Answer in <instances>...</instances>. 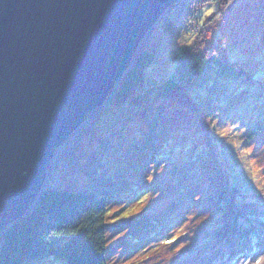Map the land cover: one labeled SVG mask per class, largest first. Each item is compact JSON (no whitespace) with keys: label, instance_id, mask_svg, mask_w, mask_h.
Masks as SVG:
<instances>
[{"label":"rangeland","instance_id":"obj_1","mask_svg":"<svg viewBox=\"0 0 264 264\" xmlns=\"http://www.w3.org/2000/svg\"><path fill=\"white\" fill-rule=\"evenodd\" d=\"M225 1L228 3L225 7L218 2L198 7L191 24L181 18L176 6L171 10L168 8L137 50L141 57L147 53L148 58L140 71L142 90L132 95L127 93L128 96L117 104L106 102L96 108L97 112L88 115L85 124L73 133V144L66 139L48 166L47 180L58 184V179L64 175H77L74 171L82 165L74 169L73 164L78 159H85L84 151H91L93 147L98 149L101 139L112 137V147L108 148L110 153L103 156V162L116 174L121 173L118 178L122 182L128 177L130 181L127 183L132 184L142 179L145 181V178L141 172L137 176L124 174L126 162L154 157L153 154H160L162 144L174 146L182 141V135L202 131L201 140H205L207 130H200L203 128L201 124H208V128L213 129L211 139H220V147H213L214 156L206 151L203 156H198L200 160L193 162L201 170L206 168V163L211 165L203 173V180L197 182L204 186V190L198 197H192L191 202H186L182 210H171L184 202L183 198L176 200V197L180 191L185 192L196 183L189 175L183 179V174H177L169 160L168 164H163L162 158L155 162L148 160L149 165L152 163L159 170L148 175L141 186L146 184L158 190L151 193L154 196L146 207L143 205L144 208L140 205L145 199L144 191L134 190L120 195L124 200L114 206L109 223H121L124 220L119 218L134 214L124 226L117 224L109 229L106 264H264V239L256 238L251 242L247 238L250 230L264 234V0ZM196 3L193 0L189 4L191 10V5ZM201 56L219 61L211 59L207 64ZM235 69L247 72L252 85L247 84V79H244L246 83L242 81L237 73L232 77L231 72L225 71ZM188 76L193 78L190 94L196 100L204 98L202 94L206 88L214 90L211 101L208 99L209 105L207 102L203 104V100L202 104L197 102L200 107L220 106L216 107L210 120L202 111L195 116H186V124L182 125L178 123L179 114L175 118H159L156 124L161 132L157 134V140L161 145L151 139L153 134L146 132L140 120H131L120 130L121 117L136 109L135 101L149 102L155 98L157 89L167 82L188 79ZM184 82L188 85L187 80ZM173 105L166 99L156 104L166 110ZM257 128L261 131L253 136ZM250 136L251 141L246 143ZM207 150L211 151V147ZM235 161L239 167L245 162L250 174L243 168L233 174ZM184 167L180 165L178 168L184 171ZM174 175L182 177L184 184L179 182L172 187L177 182L172 178ZM235 177L238 182L233 181ZM234 182L240 184L244 192V196H239L241 206L237 208L227 198L233 196L231 192L237 191L231 187ZM223 189L227 194L221 201H215V198L206 200L212 190L222 192ZM204 197L205 204H198ZM123 201L126 209L115 216ZM163 207L165 210L161 211ZM142 213L146 216L141 219L139 215ZM235 215L243 217L240 224L234 223ZM144 233L154 234L147 238L149 236ZM251 255H254L253 259ZM25 264H62V260L48 255Z\"/></svg>","mask_w":264,"mask_h":264},{"label":"water","instance_id":"obj_2","mask_svg":"<svg viewBox=\"0 0 264 264\" xmlns=\"http://www.w3.org/2000/svg\"><path fill=\"white\" fill-rule=\"evenodd\" d=\"M175 0H0V231Z\"/></svg>","mask_w":264,"mask_h":264},{"label":"trees","instance_id":"obj_3","mask_svg":"<svg viewBox=\"0 0 264 264\" xmlns=\"http://www.w3.org/2000/svg\"><path fill=\"white\" fill-rule=\"evenodd\" d=\"M192 1L193 0H175L170 5L169 10H171V7L174 8L176 6L181 18L186 21L187 24H191L195 20L199 11L198 7L201 5H205L206 3L208 6L209 4L215 2H218L219 5H222L223 7L228 5V3H225V0L222 2L219 0H214V2L211 0H196L197 3L191 5V8H193L191 10L189 4H192ZM146 56L147 53H145L142 57L139 53L135 54L133 63L130 65L132 66L130 71L125 73L118 80V82L113 86L106 100L100 106H104L106 102L117 104L128 95H132V93L135 91L139 92L142 90L143 79L140 75V71L143 69L145 66V61L148 59ZM202 58H204V62H208L207 64L211 62V59L212 61H219L215 58ZM204 62L202 61V63ZM193 68H195V66ZM187 70L190 71V68L187 67ZM225 71L231 72L232 77L235 73H237L238 76L242 77V81L247 79V84L252 85L249 74L244 70L243 72L236 69ZM184 80L188 81V85L184 82ZM192 84L193 78L191 79L190 76H188V79L179 78L178 80L167 82V85H164L162 88H158L157 93H155V98L151 101L146 103L142 102V99L135 101L133 105L136 106V109L133 112L126 113L121 117L122 124H119L120 130L125 128V124L131 122V120H140L145 126L146 132L153 134L151 139H156V142L161 145L162 143L158 142L157 140V134L161 132L158 129V124H156L159 118H175L174 116L179 114L178 118L181 117V119H178V123L182 125V123L186 124V116L189 114L195 116L202 111L205 113V116L208 117L207 119L210 120L213 117L212 114L216 112V107L220 106L200 107L197 105V102H200V104H205V102H207L206 105H209L208 99L211 101L214 90L211 91L210 89L206 88L202 94L204 95V98L198 99V101L196 100L197 98H193L192 94H190L192 92ZM127 93L129 94L127 95ZM142 93H144V91ZM165 99L174 104V107H172L170 110L156 106L158 102ZM201 100H203L202 103ZM96 112V109L93 110L89 116ZM88 118L89 117L87 116L85 121L75 130V132H73L74 134L80 129L81 126L85 124ZM201 126L203 128L200 130H207V136L205 135V140L204 138L201 140L202 131L198 132V134L192 133V135H182V141L174 146L170 147L162 144L163 149L161 150L160 154H153L154 157L151 156L147 159H142L141 161H133L132 163L126 162L127 164H125V170L126 168L127 170L123 172L124 174L126 173L128 176H137L141 172L142 177L145 178V181L142 179L141 182H135L136 184L127 183V181H130L128 177L125 178V182H122L118 178V176H122L119 175L121 173L116 174L114 170L112 171L107 167V164H104L103 156L105 154L107 155V153H110L108 148L112 147V137H107L103 140L101 139L98 149L93 147L91 151H84L83 157L85 159L83 161L78 159L73 164L75 166L74 169H78L79 166L82 165L77 171H74L77 173V175H64L58 179V184L52 180H47V172L49 171L48 166L51 162L50 161L45 170V181L41 186L36 198L22 216L9 223L0 231V264H25L27 262L41 259L48 255L56 256L62 260V264H106L109 229L117 224L124 226L128 218L134 214H127L119 218L124 220L121 223H109L111 216L110 214L112 213L114 206H118L122 202V199L124 200L123 197L120 198V195L123 192L128 193L134 190L144 191L145 199L140 205H144L146 207V205L149 204L148 201L151 199L154 191L157 189L156 187L151 189L147 187L148 185L145 186L146 184L141 186V183L146 182L148 175L154 174L159 170L156 168V166H154V164L151 163L149 165L148 160L155 162L156 159L160 160V158H162V162H164L163 164H168L169 160L172 168H176L177 171H180H176L177 174H183V179L189 175L191 177V181L194 182V184L196 183L185 192H179L180 195L176 197V200L183 198L184 202L178 207L173 206L171 210L173 208L182 210V208L185 207L184 205L186 202H191L190 200L192 197H198L204 190V186L198 185L197 182L203 180V173L209 170L211 163L209 161V163H206L207 161L205 160L206 164L204 167L206 168L201 170V167H198L196 164L193 165V162H196V160L199 159L198 156H203L206 151L209 153L211 152V155L214 156V151H212L213 147H220L221 143L218 137L211 139L213 136L210 134V132H212L213 129L210 127L209 129L208 124H201ZM260 131V128H257L253 132V136H255ZM73 133L67 138V142H71L70 145L73 144ZM251 133L252 132H250V134ZM251 137L252 136L249 137L250 139H248L246 143L251 141ZM246 143L243 147L246 146ZM63 144H61L56 152H59ZM234 146L236 145H233V147ZM209 147H211V151L207 150ZM202 159L204 160V158ZM180 165H184L186 170L182 171L180 168H178ZM233 167V174H235L240 168L246 169L247 174H250V169L245 165V162L242 163V167H239L238 162L235 163ZM172 178H176L175 175ZM183 179L182 177H177V182L174 183L172 187L175 188L179 182L184 184ZM232 179L233 181L238 182L236 177ZM186 186L189 185L186 184ZM198 186L199 188L197 189ZM231 187L237 191L231 192V195L233 196L229 197L228 195L227 198L230 200L232 206L235 205L236 208L238 206L240 207L241 205L239 203V196H244L241 185H237L235 183ZM226 194L227 192L224 189L222 192L212 190L209 196L206 197V200L215 198V201H221L222 198L226 196ZM204 199L205 197L197 203L201 205L205 204L206 201H204ZM123 203V206L117 208L115 216H119V214L123 212L124 209H126V207H124L125 202L123 201ZM248 204L250 203L248 202ZM164 210L165 207L161 208V211ZM137 211L138 209L135 211V213H137ZM145 216V213H142V215H139V218L142 219ZM248 217L251 218L250 216ZM241 219H243L241 215H235L236 221H234V223L237 222L240 224L243 221ZM149 234L150 235L144 233L145 236H149L147 238H151L154 233ZM247 238H250V241L253 242L256 238L264 239V234L260 235L259 233H252L250 230L249 237ZM251 256L253 259L254 255Z\"/></svg>","mask_w":264,"mask_h":264}]
</instances>
